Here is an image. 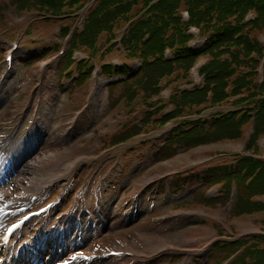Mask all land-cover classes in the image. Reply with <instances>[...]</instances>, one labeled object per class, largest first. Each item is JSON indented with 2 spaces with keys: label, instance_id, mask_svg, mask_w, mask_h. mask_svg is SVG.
Wrapping results in <instances>:
<instances>
[{
  "label": "rangeland",
  "instance_id": "rangeland-1",
  "mask_svg": "<svg viewBox=\"0 0 264 264\" xmlns=\"http://www.w3.org/2000/svg\"><path fill=\"white\" fill-rule=\"evenodd\" d=\"M9 1L0 0L1 55L12 43L18 47L9 69L0 62V168L1 162L7 159V165L18 163V156H27V151L33 152L40 162L32 169L10 170L13 173L9 172L6 180H0V190L13 194L24 189L27 194L33 193V188L48 186L50 178L60 177L42 189L40 200L32 208L60 194L64 199L58 212L45 218L44 222L49 220L47 225L35 220L30 222L14 237L16 242L12 240L8 248L0 251V264H122L131 257L100 258L99 253L107 249L134 251L135 259L127 264H207V252L216 240L255 235L262 230L259 221L264 218L263 214L232 219L228 214L229 204L210 209L178 205L192 192L194 184L185 182L176 193H173L176 188L167 181L159 186L176 173L199 174L211 155L240 153L248 132L235 143L206 146L202 151L177 152L180 159L174 157L156 163L152 155L171 125L107 148L108 138L123 126L136 123L145 110L140 102L131 110L122 102L109 108L105 86L111 83L105 82L98 69L102 63L120 64L123 59L115 52L99 59L105 47V37L101 34L99 51L89 61L95 70L92 77L89 75L78 88H72L67 78L57 81L54 70L62 56L60 50H64L69 40L68 36L59 35L58 28L78 29L83 13L51 22L33 10L16 12L8 5ZM29 24L34 29L31 35L25 36ZM123 28L116 29L115 36ZM201 41L195 39L194 45L199 48ZM46 47L51 51L40 60L21 65L14 62L23 63L27 56L39 54ZM87 56L86 51H78L75 59L79 61ZM131 63L130 73L137 66L136 62ZM198 82V78L194 79V85ZM177 84L181 88L187 86L182 80L171 86L177 88ZM162 90L164 98H157L162 102L154 103L151 108L162 106L160 114L169 111L164 103L170 87L162 86ZM79 157L83 160L65 174V167ZM45 182L48 183L41 185ZM74 206L72 219L62 216ZM195 221L198 223L190 224ZM213 226L220 231V238ZM42 230H48L46 236L50 237L44 248L30 240L34 233L39 237ZM164 245L170 248L164 249Z\"/></svg>",
  "mask_w": 264,
  "mask_h": 264
},
{
  "label": "trees",
  "instance_id": "trees-1",
  "mask_svg": "<svg viewBox=\"0 0 264 264\" xmlns=\"http://www.w3.org/2000/svg\"><path fill=\"white\" fill-rule=\"evenodd\" d=\"M90 1L10 0L8 5L16 12L33 10L37 16L47 17L45 21L58 22L76 15ZM122 27L115 36V30ZM191 28L202 40L199 48L190 46L194 39ZM33 29L29 24L25 36ZM58 29L64 36L68 26ZM101 34L105 47L99 59L111 52L123 59L117 65L106 62L99 66L104 80L118 79L105 86L109 108L120 102L130 110L136 102L145 108L136 123L109 137L106 147L126 144L171 125L152 155L156 163L196 146L236 142L250 131L241 154L221 153L199 174L176 173L159 186L167 181L176 193L185 182H194L195 188L179 202L181 206L210 209L229 204L232 219L264 215V159L257 157L261 149L255 144L264 136V39H260L264 35V0H93L57 63L58 81L67 78L72 88L85 83ZM118 37V43L109 45ZM50 51L46 47L17 65L40 60ZM78 51H86L88 56L75 62L71 53ZM199 60H203L197 68L200 83L184 89L171 86L181 80L189 85L187 70ZM129 61L137 63L132 73ZM162 86L170 87L165 114L159 113L162 106L151 110L154 103L162 102L157 99ZM204 111L212 112L203 116ZM259 225L264 232V218ZM213 228L220 238V231ZM207 254V264H223L231 257L227 264H264V235L220 239Z\"/></svg>",
  "mask_w": 264,
  "mask_h": 264
},
{
  "label": "bare ground",
  "instance_id": "bare-ground-1",
  "mask_svg": "<svg viewBox=\"0 0 264 264\" xmlns=\"http://www.w3.org/2000/svg\"><path fill=\"white\" fill-rule=\"evenodd\" d=\"M29 142H31V141H29ZM25 154H27V156L25 155L24 157H23V155L21 154V155H19L18 156V158H17V161H18V163H14V165H15V167H17L18 166V169H13V171H15L16 172V170L19 172V168H21V169H23V168H27V170L28 169H32V168H34L35 167V165L36 164H38L40 161H39V159L37 158V157H35L34 156V154H33V152L31 153V151H27V153H25ZM19 159V160H18ZM83 160V158L82 157H79V158H76V160L73 162V163H71L69 166H66L65 167V174L66 173H68V172H70L77 164H79L81 161ZM16 161V162H17ZM3 168H4V165H3ZM2 168V169H3ZM1 169V170H2ZM14 172V173H15ZM13 173V172H12ZM57 178H60V177H55V178H50V184H53V183H55L56 181H57ZM59 180V179H58ZM46 183H48V182H45V183H42L41 185H44V184H46ZM38 187H36V188H33V190H34V192L33 193H40V191H41V189H42V187L41 188H38ZM8 192L7 191H0V198H3L6 194H7ZM29 195H31V194H24V197H28ZM18 199H21V197H17ZM25 199V198H24ZM148 238H150V237H148ZM168 239H169V237H168ZM168 239H167V241H168ZM175 240L177 239V238H174ZM147 241L149 242V240L147 239ZM169 242H171V240L169 241ZM168 242V243H169ZM166 243V242H165ZM167 245V244H166ZM166 245H164L163 246V248L164 249H169L170 247H168L167 248V246ZM155 246V245H154ZM158 246H159V244H158ZM156 247V246H155ZM162 248V247H161ZM114 250H117V249H114ZM126 251V250H125ZM129 253L131 254V257L127 260V261H125V262H123L122 264H127V262L128 261H130V260H134L135 259V257H136V253L134 252V251H132V250H130L129 251ZM138 254V253H137Z\"/></svg>",
  "mask_w": 264,
  "mask_h": 264
}]
</instances>
